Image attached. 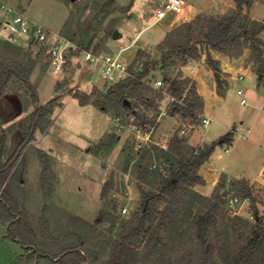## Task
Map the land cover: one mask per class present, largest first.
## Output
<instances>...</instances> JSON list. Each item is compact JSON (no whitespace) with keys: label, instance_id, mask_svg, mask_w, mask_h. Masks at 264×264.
I'll use <instances>...</instances> for the list:
<instances>
[{"label":"rangeland","instance_id":"374dc122","mask_svg":"<svg viewBox=\"0 0 264 264\" xmlns=\"http://www.w3.org/2000/svg\"><path fill=\"white\" fill-rule=\"evenodd\" d=\"M107 1L78 0L72 3L71 0H0V5H8L13 11L25 13L30 20L45 29L59 33L68 40L73 37L71 41L69 40L73 49L67 55V64L63 72L57 73L51 60L41 52L33 51L24 41H10L7 32L0 29V55L13 63H36L31 82L38 92L40 104H46L55 97L59 99V105L51 116L48 133L43 134L39 131L36 133L32 149L28 152L27 167L22 181L29 221L36 225L41 224V239L56 249L73 242L75 237L71 234L78 230L83 234L90 233L97 220L101 221L103 212L110 210L112 204L116 206L113 212L120 216L118 224L142 206L134 165L140 157L138 151L147 145L137 146L141 139L135 134L131 115L129 113L118 115L119 112L113 105L109 107L108 112L96 105L83 107L69 94V89L76 88L80 92L90 94L95 89L106 92L111 87L100 77L98 70H94L95 65L94 69L90 67L88 58L92 54L121 53L122 58L132 65L139 50L152 53L154 59H160L162 53L158 46L162 44L166 31L171 29L169 24L177 19V15L170 13L164 20L156 21L155 11L166 0H115L113 7L105 6L100 11L96 10L98 5L104 6ZM182 2L181 17L174 27L192 21L199 14L222 18L233 15L236 9L235 0H182ZM216 3L219 5L217 10ZM109 11L112 13L107 14ZM72 12L76 15L75 20L65 27ZM3 13L4 11L1 12ZM250 14L256 20L264 21V0H254ZM86 20L93 22V28H86ZM110 27L115 28L113 35L106 38L105 29ZM97 29L100 31L91 50L74 56L78 42H88ZM115 32H119L118 38H114ZM94 48L100 53L93 52ZM175 63L179 66L180 61ZM230 70L229 83L222 81L224 96L213 93V89L217 91L220 83L217 79H213L216 84H210L209 91L204 92L205 111L213 119L207 128L201 125V118L191 123L183 120L181 115H168L171 99L166 97L160 103L161 113L150 144L162 148L175 135L180 136L185 125H191L192 129L188 131L187 136L189 144L200 147L197 138L201 143L220 140L219 137L226 134L220 124L231 125L245 117L253 108L255 99L264 98V87L258 88L256 75L245 70L239 63L232 62ZM159 72L158 69L150 75L151 84L161 79ZM201 72L204 73L203 67ZM241 75H244V80L240 79ZM64 82H69L68 88L56 93L57 84ZM239 90L245 92L247 106L241 105ZM6 97L7 99L0 100V159L3 160L14 153L28 132L30 115L34 110L30 94L20 84H10ZM130 102H135V99L131 98ZM153 112L151 109L149 113L152 115ZM254 135L255 133H252L247 139L242 137L235 139L233 147L218 146L204 173L211 177L213 172L216 174L220 170L235 177L255 176L264 165V148L255 146L257 140ZM227 148L230 149V155L226 153ZM40 151L52 157L53 177L50 182L52 190L49 188L44 191L41 187L43 166L39 158ZM244 185L251 189L257 202L259 216H262L264 187L258 183L246 178L230 179V176L222 174L216 186L223 189V196L227 200L225 207L216 217L211 242L215 244L218 239L223 240L227 234L231 239L233 252L242 247L245 237L252 235L251 227H247L236 218L247 220L251 225L256 222V216L250 210V201L248 198L244 199L247 194ZM144 187L155 189L154 186ZM105 188L108 195L104 197L102 191ZM195 188L205 194L207 192L202 189V185ZM225 192L227 195H224ZM235 197L239 201L232 208L229 202ZM164 207V203L159 205L160 209ZM124 208L128 209L125 214L122 213ZM118 224L111 233L108 232V222H100L96 229L114 238L117 235ZM97 242L99 241L96 240L83 249L89 258L87 264H100L102 257L107 258L109 249H104L103 245ZM196 243L194 239L187 240L185 247L195 249ZM26 256L25 249L8 237V227L0 221V264H33L32 261L29 263L22 261ZM216 262L226 264L219 255L216 256ZM39 264L51 263L42 259Z\"/></svg>","mask_w":264,"mask_h":264},{"label":"trees","instance_id":"16d2710c","mask_svg":"<svg viewBox=\"0 0 264 264\" xmlns=\"http://www.w3.org/2000/svg\"><path fill=\"white\" fill-rule=\"evenodd\" d=\"M253 3L254 0H235L236 9L231 16L213 18L199 14L192 21L175 27L158 46L162 53L160 59H154L152 54L139 50L132 65L133 76L112 85L106 92L95 89L87 94L70 88L69 94L83 107L96 105L108 112L113 105L117 108L118 115L129 113L135 118L134 126L144 131L156 127L161 113L160 103L166 97H172L175 101L170 104L168 115H181L186 122L195 123L199 119L197 112H202L203 100L198 95L193 80L184 77L182 71L176 74L175 71L190 60L199 59L202 53H206L208 66L214 72L221 73L220 63L212 58L210 49L230 58H239L245 49H249L250 62L258 75V87H264V21L252 20L250 17ZM114 4L115 0H108L104 6L98 5L96 10L100 11L105 6L113 7ZM111 13L112 11L107 12ZM75 17L72 12L65 27ZM92 24L88 20L86 28H93ZM114 29H105L106 38L113 35ZM79 30L81 31L80 27ZM99 31L97 29L88 42H78L74 56L90 51ZM92 51L100 53L97 48ZM175 61H180L179 66ZM35 66V62L13 63L0 55V98L14 82L27 89L34 107L28 132L8 159H0V221L8 227V237L27 252L22 261H32L35 264L46 259L51 264H87L89 258L83 249L98 240L97 243L103 245L104 249H109L107 258L102 257L100 264H217V255L226 264H264L262 222L256 220L251 225L247 220L236 218L252 229V235L245 237L237 252L232 251L231 239L227 234L223 240L218 239L213 244L211 236L215 231L216 217L225 207L227 198L219 187L215 188L210 197L195 190L197 185H205L199 170L210 160L217 147L232 146L233 130L218 142L202 147H194L189 144L187 137L175 135L168 143L167 150L153 144L140 149L139 160L134 165L142 199L140 209L118 224L120 216L113 212L116 206L112 204L110 210L103 212L101 221L97 220L90 233L83 234L78 230L71 234L75 237L73 242L57 249L48 246L41 239V224L29 221L22 187L28 152L32 149L36 133H48L51 116L59 105L58 97L40 104L38 92L31 82ZM158 69L165 71V77L164 87L156 89L149 78ZM68 86L69 82L57 84L55 92L59 93ZM217 91L224 95L222 82ZM131 98L135 102H130ZM126 100L130 102L127 105ZM151 109L154 111L152 115L149 113ZM39 158L43 166L40 181L42 190H52V157L40 151ZM144 185L154 186L155 189H146ZM247 185H244L247 192L244 199L248 198L251 209L257 216L259 211L256 199ZM102 195H108L106 188ZM161 203L165 204L163 209L159 208ZM100 222L109 223V233L118 224L117 235L113 238L110 234L99 232L96 227ZM192 239L197 241L196 248L187 249L185 241Z\"/></svg>","mask_w":264,"mask_h":264},{"label":"built area","instance_id":"2783aa9c","mask_svg":"<svg viewBox=\"0 0 264 264\" xmlns=\"http://www.w3.org/2000/svg\"><path fill=\"white\" fill-rule=\"evenodd\" d=\"M182 0H166L156 11V21L164 20L170 13H180L182 10ZM3 7L0 10L1 27L3 31L7 32L10 41H24L28 46L30 45L33 51L42 53L45 57L51 60L52 65L55 67L56 72H63L64 66L67 64V55L72 48L71 42L61 36L60 34L51 32L42 26L36 25L30 21L28 16L23 12H14L11 8L4 10L1 14ZM88 63L94 70H98L100 77L107 83L112 85L125 81L129 77L133 76L132 64L125 61L121 53L102 54V55H89ZM154 88H163V78L156 80L152 84ZM238 95L241 97V105L247 106L248 100L246 99L245 92L243 90L238 91ZM171 103L175 101L174 98L169 97ZM261 111L264 113V106ZM201 118V125L207 128L211 124V120L207 118L202 112L199 113ZM134 122L135 118L131 117ZM133 124V123H132ZM134 125V124H133ZM132 125V126H133ZM143 130L142 128L135 127L136 136L141 139L138 142V147L146 146L152 143L151 138L153 130ZM192 129L191 125H185V128L181 130V137H187L188 131ZM136 146V147H137ZM164 150L168 149V143L162 146ZM230 149H226V153L229 154ZM237 197L230 199L229 206L232 208L238 203ZM128 209L124 208L122 213H127ZM257 221H261L264 225V214L262 216H256Z\"/></svg>","mask_w":264,"mask_h":264},{"label":"crops","instance_id":"0c3cea01","mask_svg":"<svg viewBox=\"0 0 264 264\" xmlns=\"http://www.w3.org/2000/svg\"><path fill=\"white\" fill-rule=\"evenodd\" d=\"M0 7H3L2 12L5 9L9 8L8 5H0ZM14 12H16V10H14ZM176 15H177V19L174 20V21H172L169 24V28H171V29H168L166 31L163 39L167 35V32H169L172 29H174L175 27L179 26V24H177L174 27V24L181 17L180 13H177ZM250 17L252 18V20H256L255 17H252L251 16V14H250ZM1 19H2V17L0 15V22H1ZM30 21L33 22L32 20H30ZM256 21H260V20H256ZM33 23L36 24V25L42 26L40 24H37L36 22H33ZM0 27H1V23H0ZM57 34H59V33H57ZM262 38L264 40V35H262ZM209 52L211 53L212 58L214 60H216V61H219V63H220L221 73H219L220 74V77L219 78H217L215 76V73L216 72H214L208 66V64L206 62V53H202L201 54V57L199 59H197V60H190V62L188 64H186L184 66H180L177 69V71H175V74L178 73V71H182L184 77H188V78H190V79L193 80V82L196 85L197 93H198V95L203 100V108H202L203 114L207 118H209L211 120V122H212L213 121L212 117H210L208 114H206V111H205L206 110L205 109L206 103H205V93L204 92L209 91V88L208 87L210 86V84H213V83L216 84V82L213 79H217V81H219V82H222L223 81V82H226V84H228L229 83V76H231V73H230L231 70L230 69H231V63L232 62L239 63L240 65H242L245 68V70H248L249 72H252V74H255L256 75L255 76V79H256V82L257 83H258V75L254 71L253 63L250 62V50L249 49H245L244 54L241 57H239V58H230V57L225 56L224 54H222V53H220V52H218L216 50H212V49H210ZM202 67L204 68V73L201 72V68ZM171 72H172V70H171ZM159 73H160V78L165 77V75H164L165 74V71H160ZM198 74H200L201 77H199ZM240 79L241 80H244V75H241L240 76ZM11 84L16 85L17 83L12 82ZM9 88H10V85L8 87V90H9ZM258 88H260V87H258ZM213 93H214V95H216V93H218V91H216V89L214 88L213 89ZM6 95H7V92H6V94L2 98H0V100L1 99L2 100L3 99H7ZM221 96H224V95H221ZM262 106H264V98H262V97L256 98L255 99V104H254L253 108L250 110V112H248L245 115V117L243 116L242 118H240L238 120V123L235 122V123H233L231 125H226V123H224L223 125L220 124L221 127L225 130L224 133H226V134L229 133V132H231L233 130V132H234V141H233V144L235 143V139H237L239 137H242V138H246L247 139V138L250 137V135L252 133H255V135H254L255 136V140H257V144L255 146H258L259 148H264V144H263V142H264V113L261 111ZM226 134L221 135L219 137V139H221ZM196 140L199 143L200 147H202L204 145L212 144L214 142H218L219 141V140H216V141H213V142H210V143H201L200 142V139L197 138ZM233 144H232L231 147H233ZM230 153L231 152L229 151V154H227V155H230ZM213 155L211 156L210 160L206 164H204L200 168V170H199V175L205 181V185H202V189H205L208 192V194L206 192V194H207L206 195L205 193L202 192V190H199V189L195 188V190L197 192H199L200 194H202L204 196H207V197L210 196V194L213 193L212 191L214 190V188L218 185V183L220 181V176L222 174H225V175L230 176V179H232V178H235V179H245L246 178L247 180L251 179L254 183H256V184L258 183L259 186L264 187V165L261 168V170L255 176H253V177H247V176L235 177V176L230 175L226 171H220V170L217 171L216 174L213 172V176L208 177V175H207L208 173H204V169L211 162ZM219 157L221 158L222 157V154H220ZM224 195H227V193L225 192ZM256 207L258 209L257 202H256ZM250 208H251V204H250ZM250 210L252 211V209H250ZM258 211H259V209H258ZM37 264H39V263H37Z\"/></svg>","mask_w":264,"mask_h":264},{"label":"water","instance_id":"95a60500","mask_svg":"<svg viewBox=\"0 0 264 264\" xmlns=\"http://www.w3.org/2000/svg\"><path fill=\"white\" fill-rule=\"evenodd\" d=\"M78 0H71V2L73 3V2H77ZM215 8H216V10L219 8V5H218V3H216L215 4ZM120 36V34H119V32H115L114 33V38H118ZM215 76L217 77V78H219L220 77V74L219 73H215ZM130 102L128 101V100H126L125 101V104L127 105V104H129Z\"/></svg>","mask_w":264,"mask_h":264}]
</instances>
